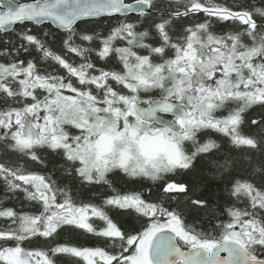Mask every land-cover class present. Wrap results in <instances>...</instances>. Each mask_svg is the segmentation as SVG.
<instances>
[{
	"label": "snow or ice",
	"instance_id": "snow-or-ice-1",
	"mask_svg": "<svg viewBox=\"0 0 264 264\" xmlns=\"http://www.w3.org/2000/svg\"><path fill=\"white\" fill-rule=\"evenodd\" d=\"M26 23L0 48V185L22 194L0 264H264V0H0V32Z\"/></svg>",
	"mask_w": 264,
	"mask_h": 264
},
{
	"label": "trees",
	"instance_id": "trees-1",
	"mask_svg": "<svg viewBox=\"0 0 264 264\" xmlns=\"http://www.w3.org/2000/svg\"><path fill=\"white\" fill-rule=\"evenodd\" d=\"M27 1H31V0H20V2H27ZM127 1H130V0H127ZM132 19L136 20V19H139L138 17H132ZM203 19V16L201 14L200 16V20ZM114 22V21H113ZM190 23H194V22H199L197 19L193 18V20L191 21H188ZM183 23V22H181ZM100 24L102 27H106L105 24H104V21H100ZM148 24H149V21H144L141 25V30L143 28H146L148 27ZM45 30L48 29V25H44L42 26ZM213 30L217 33V34H221V33H226V32H229V31H232V27H231V23H213ZM27 28H32L33 31H36L37 27L36 26H33V25H29V24H24V25H18L14 28L13 31L9 32V33H5V34H0V48H2L4 46V40L7 39V38H11L14 34V31H20L21 29H27ZM256 115H258V111L256 110H250L249 113L246 114L247 117H255ZM208 134H210V138L211 139H214L216 140L217 142L221 140L219 139V136H221L220 134L218 133H215V132H209ZM223 140H226V138H223ZM227 141V140H226ZM228 145V144H227ZM225 146V148H227L228 146ZM33 167H36L37 170L39 168V166H36V165H33ZM217 194H219V192L217 191ZM21 200H22V194H18V197H11L9 196V194H6L5 192V189L2 185H0V209L4 208V207H15L17 209H19L20 205H21ZM123 222L121 223L123 227L125 228H132L134 226H136V218L130 216V215H125L123 216ZM203 220V227L205 228H208L210 227L209 224H208V218L207 217H195V220L196 221H199V220ZM126 220V221H125ZM189 222L192 223L194 222L193 218L190 217L189 219ZM214 223V221H213ZM0 226H3V220H0ZM65 239H68L67 237H65ZM85 240L87 241V239H89L87 242L85 243H88L90 242V239L91 238H85V237H74L73 240ZM35 243H39L38 245H41L42 246V243L40 241H36L33 243V247H36L34 246Z\"/></svg>",
	"mask_w": 264,
	"mask_h": 264
},
{
	"label": "flooded vegetation",
	"instance_id": "flooded-vegetation-1",
	"mask_svg": "<svg viewBox=\"0 0 264 264\" xmlns=\"http://www.w3.org/2000/svg\"><path fill=\"white\" fill-rule=\"evenodd\" d=\"M123 216L125 215H120V216H115L114 215V219L117 220L120 224L124 221L123 219ZM127 216V215H126ZM132 217L135 218L134 215H130ZM126 221V220H125ZM122 225V224H121ZM79 237H85V238H91L90 239V242L88 243H85L87 242L89 239H87V241L85 240H73L75 243H77L78 245H82V246H85V247H94V246H102L99 241L97 240V238L91 236L90 234H84L82 236H79ZM39 244V243H38ZM37 243H35L34 246L36 247H42L41 245H38ZM33 246V245H32ZM65 261H66V264H71V259L70 258H65Z\"/></svg>",
	"mask_w": 264,
	"mask_h": 264
},
{
	"label": "rangeland",
	"instance_id": "rangeland-1",
	"mask_svg": "<svg viewBox=\"0 0 264 264\" xmlns=\"http://www.w3.org/2000/svg\"><path fill=\"white\" fill-rule=\"evenodd\" d=\"M234 106V105H233ZM247 114V113H246ZM206 138H210V134H208V137H206ZM219 139L221 140V142L220 141H218L217 143H219L220 145H221V147L222 148H225V146L227 145V141L226 140H223V138L221 137V136H219ZM228 146V145H227Z\"/></svg>",
	"mask_w": 264,
	"mask_h": 264
},
{
	"label": "water",
	"instance_id": "water-1",
	"mask_svg": "<svg viewBox=\"0 0 264 264\" xmlns=\"http://www.w3.org/2000/svg\"><path fill=\"white\" fill-rule=\"evenodd\" d=\"M29 2H31V1H29ZM26 24H31V23H26ZM17 25H19V24H17ZM17 25H15V26H17ZM34 25V24H33ZM14 26V27H15ZM36 26V25H35ZM8 32H10V31H8ZM8 32H0V33H8Z\"/></svg>",
	"mask_w": 264,
	"mask_h": 264
}]
</instances>
